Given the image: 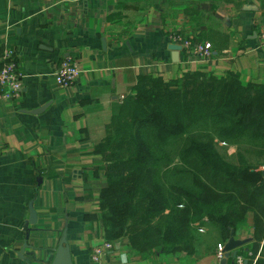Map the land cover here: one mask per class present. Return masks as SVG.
<instances>
[{"label":"crops","instance_id":"0c3cea01","mask_svg":"<svg viewBox=\"0 0 264 264\" xmlns=\"http://www.w3.org/2000/svg\"><path fill=\"white\" fill-rule=\"evenodd\" d=\"M171 33L210 42L213 56L181 49L173 61ZM263 33L264 0H0V67L11 50L23 80L17 99H0V264H51L64 232L74 264H220L216 248L228 238L208 215L191 224L187 248L142 253L121 237L94 261L93 249L107 242L97 144L139 75L234 72L264 93ZM68 56L82 70L63 86L56 73ZM222 147L230 157L245 148ZM254 218L248 209L231 228L236 239H251L238 249L247 261L264 254V234L258 251L249 248Z\"/></svg>","mask_w":264,"mask_h":264},{"label":"trees","instance_id":"16d2710c","mask_svg":"<svg viewBox=\"0 0 264 264\" xmlns=\"http://www.w3.org/2000/svg\"><path fill=\"white\" fill-rule=\"evenodd\" d=\"M97 144L106 185L100 213L107 241L128 237L136 250L187 248L203 215L224 238L255 210L264 234V93L234 72H186L175 80L139 75ZM223 142L244 146L230 157ZM248 264H264V254Z\"/></svg>","mask_w":264,"mask_h":264},{"label":"built area","instance_id":"2783aa9c","mask_svg":"<svg viewBox=\"0 0 264 264\" xmlns=\"http://www.w3.org/2000/svg\"><path fill=\"white\" fill-rule=\"evenodd\" d=\"M169 39L172 43L182 46V49L197 59H208L214 54L212 44L207 41H194L179 33H171ZM264 40V33L262 34ZM3 63L0 67V99L5 101H13L17 99L23 88L22 74L18 72V66L14 59V53L6 50L2 54ZM81 66L77 62V58L68 56L62 60L56 73V80L63 86H72L79 78ZM224 243H219L216 248L217 257L221 260L225 257ZM113 243L105 242L103 245L95 247L92 253V259L97 261L100 255L107 249H112ZM230 264H244L246 257L237 253L236 256L230 257ZM229 260V258H228Z\"/></svg>","mask_w":264,"mask_h":264},{"label":"water","instance_id":"95a60500","mask_svg":"<svg viewBox=\"0 0 264 264\" xmlns=\"http://www.w3.org/2000/svg\"><path fill=\"white\" fill-rule=\"evenodd\" d=\"M169 49L171 50V55H172V60L173 61H178L179 60V52L182 49V46L176 43H171L169 45ZM47 105H44L40 108L34 109L32 112L33 113H40L46 109ZM261 173L263 176L262 182L264 183V168L261 169ZM29 219L28 223L30 224H35L37 221V214L33 208V203L31 202L29 204ZM28 232V231H27ZM251 239H236L234 237V230H230V236L227 239L224 247V252H225V257L221 259L220 264H227L228 263V258L231 256L234 257L238 253V249L247 243H249ZM27 247V244H24L23 248L19 252V256H23L25 249ZM34 254V252L32 253ZM51 264H74L72 255H71V249L70 245L67 241L66 238V233L64 232L62 235V239L56 249L55 255L52 258ZM244 264H248V261L246 260Z\"/></svg>","mask_w":264,"mask_h":264},{"label":"rangeland","instance_id":"374dc122","mask_svg":"<svg viewBox=\"0 0 264 264\" xmlns=\"http://www.w3.org/2000/svg\"><path fill=\"white\" fill-rule=\"evenodd\" d=\"M223 145H224V143L221 142V144H219V147L222 149V148H223V147H222ZM225 151H226V150H225ZM226 153H227L228 156H230L229 153H228V151H226Z\"/></svg>","mask_w":264,"mask_h":264}]
</instances>
